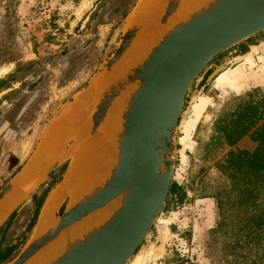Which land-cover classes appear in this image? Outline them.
Returning <instances> with one entry per match:
<instances>
[{"label":"rangeland","instance_id":"rangeland-1","mask_svg":"<svg viewBox=\"0 0 264 264\" xmlns=\"http://www.w3.org/2000/svg\"><path fill=\"white\" fill-rule=\"evenodd\" d=\"M140 1L0 0V190L45 125L58 119L104 70L139 16ZM245 41L252 46L244 54L231 58V47L216 55L189 87L171 141L169 191L150 231L124 264L137 255L145 256L144 264H227L224 244L239 236L241 224L227 219L230 183L217 162L233 148L252 151L256 143L246 134L227 147L216 124L227 119L245 94L264 96V32ZM82 115L89 125L90 113ZM73 143L70 138L69 148ZM70 160L65 158L50 180L61 181ZM220 190L226 217L219 210ZM68 197L56 218L68 206ZM33 211L30 197L1 229L0 250L8 248L12 257L3 264H11L29 242Z\"/></svg>","mask_w":264,"mask_h":264},{"label":"water","instance_id":"water-1","mask_svg":"<svg viewBox=\"0 0 264 264\" xmlns=\"http://www.w3.org/2000/svg\"><path fill=\"white\" fill-rule=\"evenodd\" d=\"M180 1L168 0L157 21L166 22ZM147 22L139 13L100 75L111 73L122 63ZM260 32H264V0H215L175 25L141 63L101 90L88 130L92 134L120 92L128 84L137 83L122 115L117 163L110 178L73 206L68 205L55 217V224L40 236H31L11 264H24L62 231L123 193L119 209L110 220L71 243L52 264H124L150 231L169 191L173 175V163L169 160L173 159L171 141L189 87L216 55ZM78 142L79 138H75L70 150ZM63 161L54 163L48 175ZM12 188V182L6 183L0 190V199Z\"/></svg>","mask_w":264,"mask_h":264},{"label":"bare ground","instance_id":"bare-ground-1","mask_svg":"<svg viewBox=\"0 0 264 264\" xmlns=\"http://www.w3.org/2000/svg\"><path fill=\"white\" fill-rule=\"evenodd\" d=\"M214 1L215 0H181L176 12L164 23H159L157 20L163 13L168 0H141L138 2L136 8L137 12H139L143 18H146L148 22L141 30L142 33L140 36L138 37L139 34L137 35L138 39L136 37L137 40L135 39L134 45L132 44V48L130 47L131 49L128 51V55L124 58L122 63L111 73L104 75L100 79L98 83L99 90H103L112 82L121 79L126 71L141 63L146 58L149 51L160 42L162 37L175 25L187 21L191 15L207 8ZM135 17L137 16L135 15ZM136 88L137 83L128 84L113 100L103 122L95 133L89 136L86 135V143L83 142L78 149L73 150L70 164L68 165L69 169L67 167L68 170L63 181L59 185L57 184L58 186L54 188L53 192H51L52 194L50 193L49 198L44 202L45 205H43V209L40 212L39 221L34 231H32L33 237L40 236L44 231L55 224L56 218H53L51 212L66 194L69 195L68 205L73 206L76 202L91 194L94 189L102 187L110 178L111 171L117 163L119 135L122 132L123 123L122 115L128 106L130 95ZM93 92L94 90L92 92H86L85 95L83 94L80 99H77V101L70 106V109L67 111L68 113H66L68 115L65 119L63 117V120L58 122V124L54 122L56 125L52 123V125L49 126V135L46 141L44 139L45 142L44 145H42L44 148L41 147V151L37 152L39 156L45 154V147H48L47 145H54L55 143V147L59 150L64 141L69 124H73L75 135L80 134V131L90 126L93 115L90 113V124L85 126L80 119V114H82L85 109L87 110L93 106L92 104L96 97V92ZM82 133L79 137V143L84 139V136H81ZM124 195V193L121 194L103 208L89 214L81 221L62 231L58 237L42 247L24 264H52L55 262L62 256L71 243L82 240L89 233L102 227L110 220L119 209ZM15 201L16 200L12 202L15 203ZM145 259L144 255H137L131 264H144V262H146Z\"/></svg>","mask_w":264,"mask_h":264},{"label":"trees","instance_id":"trees-1","mask_svg":"<svg viewBox=\"0 0 264 264\" xmlns=\"http://www.w3.org/2000/svg\"><path fill=\"white\" fill-rule=\"evenodd\" d=\"M241 51L245 53L246 49ZM216 132L224 137L227 147L234 146L246 134L256 143L252 151L233 148L217 162L219 172L230 183V189L225 192L228 215L222 211L224 191L217 192L220 213L241 224L239 236L224 244L225 263L264 264V96L250 92L239 98L236 109L227 114V119L216 124ZM61 169L64 171V166ZM53 173L49 175V181L39 185L31 196L34 211L28 232L34 227L48 193L60 181V178L50 180ZM15 213L16 210L9 215L0 231ZM9 252L8 248L0 250V264L12 260Z\"/></svg>","mask_w":264,"mask_h":264},{"label":"crops","instance_id":"crops-1","mask_svg":"<svg viewBox=\"0 0 264 264\" xmlns=\"http://www.w3.org/2000/svg\"><path fill=\"white\" fill-rule=\"evenodd\" d=\"M252 45L248 44L245 40L236 44L235 46H233L232 48V52L234 53V55L231 58H234L236 56H240L244 53H242V49H248L251 48ZM246 52V51H245ZM226 60V59H225ZM103 76L99 74V76L95 79V81H93L86 89L84 92L80 93L72 102V104H74L77 99H80V97L84 94H86V92L89 91H93V93H95V100L94 103L92 104L93 106L91 108H88L87 110L85 109L83 112H88L91 113L93 112V108L95 106L96 101L99 98L100 95V91L98 88V83L100 81V79ZM97 90V91H96ZM71 104V105H72ZM70 105V106H71ZM70 106L63 111L60 114V117L58 119H56L55 121L51 122V123H47L45 125V128L42 132V134L40 135V138L38 139V141L35 143L34 147L32 148L31 152L28 154V156L25 158V160L23 161V163L21 164V166L17 169V171L11 175V177L8 178V180L6 181V183L8 182H12L13 188L3 197L0 199V227L5 223V221L8 219L9 215L14 211V210H18L20 207H22L23 205H26V203H28L30 201V197L31 194L33 193V191H35L39 185H41L42 183L47 182V180L49 179V170L51 168V166L56 163L57 161H62V159H65L67 157L71 158V155L73 153V150L78 149V147L80 145H82L83 142L77 144V146L73 149L70 150L69 146H68V140L70 138H76L78 139L80 137V134L82 133L83 135L81 136H86L90 126H87L83 129V131H80V134H76L74 132V126L73 124H69L68 125V130L65 133V138L64 141L61 145V147L59 148V150L55 147V143L54 145H47L48 147H45V154H42L39 156V154L37 152L41 151V147L42 145H44V142L46 141L48 135H49V126L52 125V123L54 125H56L55 123L58 124V122H60L61 120H63L67 117L68 113V109H70ZM90 109V110H89ZM64 115V116H63ZM62 117V118H61ZM80 119L82 120V123H84V125H87V122L84 121V119L82 118V114L80 115ZM55 122V123H54ZM91 125V124H90ZM87 128V129H86ZM48 133V134H47ZM74 133V134H73ZM85 134V135H84ZM46 135V136H45ZM45 139V141H44ZM51 146V147H50ZM44 148V147H42ZM38 149V150H37ZM58 150V151H57ZM57 152V153H56ZM56 153V155H55ZM70 164V163H69ZM33 168V169H32ZM69 168V166H68ZM56 170V169H55ZM53 170L52 173L55 171ZM67 168L65 170V173L63 175V178L61 179V181L59 183H57L58 185L63 181L66 172H67ZM33 171V172H32ZM55 185V187H53L50 192L48 193L47 198H49V195L51 192H53L54 188H56L58 185ZM52 194V193H51ZM68 197V196H66ZM64 197L57 206H55L52 210V214H53V218H55V214L60 211V209L64 208V201L65 198ZM12 200H11V199ZM10 199V200H9ZM45 199L44 202H46L47 200ZM9 200V201H7ZM15 201L12 202V201ZM4 204V205H3ZM13 204V205H11ZM68 204H69V197H68ZM43 205H45V203H43ZM42 205V207H43ZM9 208H8V207ZM11 207V208H10ZM41 207L38 216H37V220L36 223L34 225V227L32 228V231H34V228L36 227L38 221H39V217H40V212L43 209Z\"/></svg>","mask_w":264,"mask_h":264}]
</instances>
